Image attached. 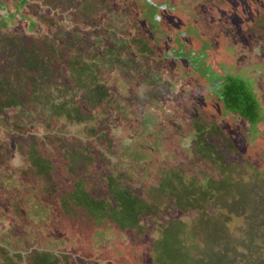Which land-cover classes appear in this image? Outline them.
<instances>
[{
  "label": "rangeland",
  "instance_id": "1",
  "mask_svg": "<svg viewBox=\"0 0 264 264\" xmlns=\"http://www.w3.org/2000/svg\"><path fill=\"white\" fill-rule=\"evenodd\" d=\"M20 5L0 29V264H264V0ZM228 73L262 121L224 108Z\"/></svg>",
  "mask_w": 264,
  "mask_h": 264
},
{
  "label": "trees",
  "instance_id": "2",
  "mask_svg": "<svg viewBox=\"0 0 264 264\" xmlns=\"http://www.w3.org/2000/svg\"><path fill=\"white\" fill-rule=\"evenodd\" d=\"M20 6V0H0V29H14V18L21 16ZM211 81V85L215 87L224 108L229 113L249 121L253 125L262 121L260 102L245 79L228 73L221 81L219 79L218 82Z\"/></svg>",
  "mask_w": 264,
  "mask_h": 264
}]
</instances>
